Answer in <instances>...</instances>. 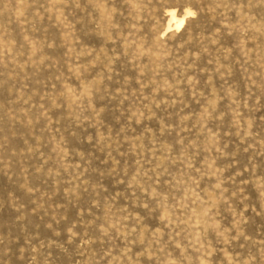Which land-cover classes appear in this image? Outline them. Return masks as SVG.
I'll use <instances>...</instances> for the list:
<instances>
[{"label":"rangeland","instance_id":"rangeland-1","mask_svg":"<svg viewBox=\"0 0 264 264\" xmlns=\"http://www.w3.org/2000/svg\"><path fill=\"white\" fill-rule=\"evenodd\" d=\"M0 264H264V0H0Z\"/></svg>","mask_w":264,"mask_h":264},{"label":"bare ground","instance_id":"bare-ground-1","mask_svg":"<svg viewBox=\"0 0 264 264\" xmlns=\"http://www.w3.org/2000/svg\"><path fill=\"white\" fill-rule=\"evenodd\" d=\"M169 18H170V21H175V15L173 13L169 14ZM181 23H182V20L178 21L176 24V27H179ZM167 29H169V27Z\"/></svg>","mask_w":264,"mask_h":264}]
</instances>
